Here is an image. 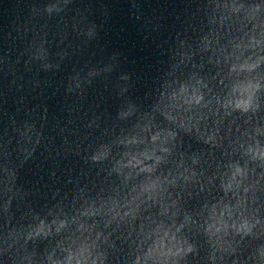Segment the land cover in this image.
Returning a JSON list of instances; mask_svg holds the SVG:
<instances>
[{
	"label": "clouds",
	"instance_id": "clouds-1",
	"mask_svg": "<svg viewBox=\"0 0 264 264\" xmlns=\"http://www.w3.org/2000/svg\"><path fill=\"white\" fill-rule=\"evenodd\" d=\"M198 102V101H197ZM236 108L238 109H243V110H247V106H248V101H239L236 103ZM240 169H237V172H239ZM188 251L191 252V246H189Z\"/></svg>",
	"mask_w": 264,
	"mask_h": 264
}]
</instances>
